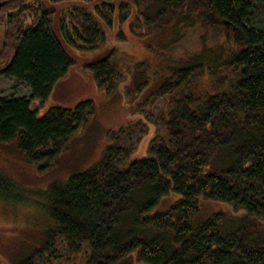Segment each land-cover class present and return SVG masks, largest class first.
<instances>
[{
    "label": "trees",
    "instance_id": "obj_1",
    "mask_svg": "<svg viewBox=\"0 0 264 264\" xmlns=\"http://www.w3.org/2000/svg\"><path fill=\"white\" fill-rule=\"evenodd\" d=\"M112 1L104 0L92 10L79 4L61 10L58 29L64 42L94 49L105 41L103 23L111 26L115 13L119 21L126 19L132 9V33L163 16H180L186 24L192 19L193 25L200 21L222 29L232 45L227 66L233 75L227 87L176 94L180 79L203 66L200 53L181 63L177 80L164 79L136 106L146 120L108 134L109 143L97 163L62 184L31 191L0 176V193L9 187L32 192L54 223L52 231L72 252L86 245L85 264H126L134 250L146 264H264V235L258 233L264 220V0H147L156 2L149 5L148 14L140 10L146 0L118 6ZM176 5H181L180 11ZM51 11L43 0H7L0 10V18L7 12L0 74L15 77L30 91L28 96L0 98V141L17 140L35 163L51 161L93 112L90 100L73 109L51 105L42 115L31 104L34 98L44 101L71 62L45 24ZM91 71L107 93L124 76L107 58L93 63ZM153 97L166 108L149 111L147 100ZM148 122L155 128L149 156L123 166L146 134ZM221 149L228 150L230 161L216 158ZM215 158L216 163L227 160L231 165L210 167ZM163 196H174L175 201L152 212ZM199 198L226 201L246 213L229 220L219 211L193 224Z\"/></svg>",
    "mask_w": 264,
    "mask_h": 264
},
{
    "label": "rangeland",
    "instance_id": "obj_2",
    "mask_svg": "<svg viewBox=\"0 0 264 264\" xmlns=\"http://www.w3.org/2000/svg\"><path fill=\"white\" fill-rule=\"evenodd\" d=\"M102 1L104 0H91L90 3L83 0H43L47 9L53 10L47 15L45 24L71 62L67 72L53 85L48 97L46 96L44 101L34 98L31 104L39 115H42L45 107L51 105L73 109L78 103L90 100L93 112L85 122L78 125L65 141L62 150L51 161L32 162L19 149L17 140L0 141V176L11 179L30 191L43 189L54 183L62 184L73 173L84 171L97 163L109 143L108 134L130 122L146 120L136 106L164 79L174 77L177 80L176 72L180 70L182 62L200 53L204 56L203 66L195 68L192 74L187 73L180 79L181 86L177 95L184 90L194 94L221 91L227 87L233 75L232 68L227 66L232 45L223 30L202 24L200 21L193 25L192 19L190 24H186L180 16H163L155 21L151 19L148 21L150 25L138 28V33H132L129 29V26L134 24L135 11L132 9L130 17L126 19L119 21L115 13L111 26L103 23L105 41L94 49H84L64 42L58 29L60 11L75 4L92 10ZM125 1L127 2H112L118 6V3ZM143 3L140 10L148 14L149 5L156 2L146 0ZM180 7L176 5L175 9L180 11ZM151 15L154 16L153 13ZM1 29L2 26L0 52L6 47L3 45ZM6 52L8 53V49ZM11 54L10 50L9 57ZM105 58L110 59L113 65L117 66V70L124 74L112 93H107L105 87L97 84L91 71L93 63ZM175 90L172 89L171 92ZM29 94L25 83L18 82L13 76L0 74V98ZM158 102L155 97L148 99L146 106L149 111L157 113L158 107L166 108ZM150 104L152 106H149ZM167 104L170 105V102ZM154 131L153 123L148 122L146 134L123 166L149 156V141ZM222 157L230 158L227 149L216 153L217 159ZM216 158L210 167L222 168L231 165L227 160L216 163ZM17 191L9 187L0 193V264H85L88 255L86 245L83 244L79 251L72 252L65 240L52 231L54 223L39 205L36 196L23 189ZM174 196L178 198L179 194ZM174 196L160 198L152 212L166 209L175 201ZM198 206V211L191 219L193 224L202 222L219 211L225 213L229 220L241 218L246 213L243 208L236 210L231 203L215 199L199 198ZM49 232H53V236L49 238L47 249L41 251ZM258 233L264 235V220L260 222ZM126 262L146 264L137 259L136 250L129 254Z\"/></svg>",
    "mask_w": 264,
    "mask_h": 264
},
{
    "label": "flooded vegetation",
    "instance_id": "obj_3",
    "mask_svg": "<svg viewBox=\"0 0 264 264\" xmlns=\"http://www.w3.org/2000/svg\"><path fill=\"white\" fill-rule=\"evenodd\" d=\"M7 0H0V10L5 8V2ZM7 12H4L3 18H0V26H2V28H4L5 25V21L7 19ZM11 12H9L10 15Z\"/></svg>",
    "mask_w": 264,
    "mask_h": 264
}]
</instances>
